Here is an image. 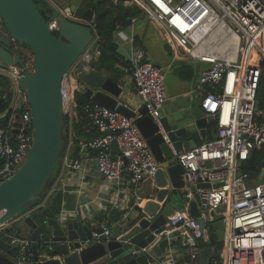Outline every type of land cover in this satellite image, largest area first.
<instances>
[{
  "label": "built area",
  "instance_id": "2783aa9c",
  "mask_svg": "<svg viewBox=\"0 0 264 264\" xmlns=\"http://www.w3.org/2000/svg\"><path fill=\"white\" fill-rule=\"evenodd\" d=\"M128 1L158 26L170 44L184 47L188 59L205 64L200 71V81L216 88L204 92L200 106L206 116L215 118L216 136L177 153V160L185 169V182L194 186L199 182L209 183L211 188L197 187L192 192L190 185H186L184 189L188 190L186 195L190 201H199V213L192 214L190 201H186L184 208L168 217L165 228L156 234L148 247L143 248L148 252L161 239L169 240L164 254L150 264H176L178 255L183 261L184 254L189 256L192 264H199L202 257L198 239L210 241L208 227L217 218L225 226L224 246L219 252L217 246L211 244L212 257L218 253L220 264H234L233 260L241 254L253 253L259 255L258 261L264 264V177L250 183L251 175L239 168L241 160L249 159L252 152L264 144V117L260 121L255 117L261 64L264 62V0ZM49 27L56 31L59 27L57 19L50 21ZM92 27L96 32L94 22ZM94 48L88 47L82 59L64 76L61 92L64 115L68 114V139L60 155L61 171L37 208L45 206L53 191H61L60 174L63 171L77 172L80 180L85 181L90 160L107 180L121 183L127 174V181L134 187L148 177L155 178L159 169L158 161L135 123L144 116L142 113L134 119L95 102L86 104L88 116L101 135L75 142V93L84 90L79 76L94 59ZM18 49L16 45L15 52ZM144 58L143 50L133 56L132 76L140 104L147 107V113L155 122L161 123L160 112L167 100L166 68L153 61H144ZM26 67L19 64L0 67V72L10 78L13 90L9 108L13 112L12 118L8 124L0 126V160L3 161L0 183L20 168L34 144L31 106L20 85ZM19 108L23 109L22 123L14 131V115ZM113 140L117 141L120 150L116 157L112 152ZM73 145L80 148L79 158L71 156ZM90 149L96 151V155H90ZM215 184L218 186L214 187ZM201 220L207 223V227H201ZM9 225L10 221L0 222V235L11 242L20 239L17 234L9 232ZM111 234V230L105 228L104 235L109 237ZM179 239L183 248L177 252ZM34 242L22 238L20 255L25 261H28L25 258L27 249ZM45 256L40 253L39 260Z\"/></svg>",
  "mask_w": 264,
  "mask_h": 264
},
{
  "label": "water",
  "instance_id": "95a60500",
  "mask_svg": "<svg viewBox=\"0 0 264 264\" xmlns=\"http://www.w3.org/2000/svg\"><path fill=\"white\" fill-rule=\"evenodd\" d=\"M44 1L50 8L45 16L35 0H0V67L14 64L26 67L21 49L15 52L16 45H26L34 53L33 68L26 67L20 79L31 106L34 144L20 168L0 183V222L19 217L22 233H15L20 239L13 242L0 236V264L155 262L169 247V240L161 239L148 252L143 248L152 243L156 234L165 228L168 217L174 213V208L167 205L173 190L182 192L184 203L190 201L186 195L188 190L184 189L190 183L183 178L185 169L178 162L177 153L201 145L207 138L206 127L215 122V118L206 116L201 107H195L190 112L173 110L166 113L162 109L161 123L155 122L147 113L145 105H132L125 98L129 87L135 93L138 89L132 73L128 71L127 75H123L115 65H100L101 55L108 53L109 49L118 50L125 58H129L130 54L116 40L109 42L108 47L105 42L98 40L92 27L97 1L72 0L69 15L63 14L47 0ZM54 19H57L59 27L53 32L49 22ZM132 23L133 20L129 19L128 25ZM55 32H58V36ZM90 46L95 47L94 59L82 69L79 76L85 95L95 103L134 119L139 113L144 114L135 123L159 163L155 175L158 187L155 198L145 203L140 215L121 234H111L109 237L104 235L103 226H89L77 219L53 217L47 209L37 208L55 164L66 146L62 82L65 74ZM116 59L120 61L118 57ZM111 146L116 157L120 153L117 141L113 140ZM261 176L264 177V160ZM197 187L211 188V184L199 182L197 186L190 185L192 192ZM162 202L166 205L162 206ZM198 203V199L190 201V211L194 215L199 213ZM200 223L202 228L207 227L204 220ZM211 226L215 231L210 236V242L220 252L224 246L225 226L221 220ZM22 238L38 241L43 247L41 253L46 254L45 258L25 261L20 255ZM176 244L182 251V240L179 239ZM209 254V248L201 250L200 264H209ZM183 260L186 264H192L188 255L184 254Z\"/></svg>",
  "mask_w": 264,
  "mask_h": 264
},
{
  "label": "crops",
  "instance_id": "0c3cea01",
  "mask_svg": "<svg viewBox=\"0 0 264 264\" xmlns=\"http://www.w3.org/2000/svg\"><path fill=\"white\" fill-rule=\"evenodd\" d=\"M47 1L63 14H68L67 12L69 11L61 7L64 0ZM42 2L44 3V10L49 12L50 8L48 4L44 0ZM153 24L149 20H133L132 24L119 28L116 31L113 40H116L122 48H125L129 52V58H125L118 50L109 49L107 54L114 59V65L117 70L123 75H127L128 71L132 73L133 56L139 50H143L145 52L144 61H153L166 68L165 87L167 100L162 109L166 113L172 112L173 110L190 112L193 108L201 106L202 95L209 90V84H202L200 81V71L205 64L192 62L188 59L185 56V48L167 42V39L161 30H159L158 26L155 24V27ZM106 47H108V43ZM82 55L79 58L80 60L82 59ZM121 62L125 63L122 64ZM125 98L132 105L140 104L137 92H133V89L130 87ZM214 125L215 122H212L206 127V140L216 136V128ZM60 175L63 203L58 218L77 219L89 226H103L109 228L111 233H113V229L116 227L124 229L137 218L145 203L150 199H154L158 190L155 178L150 177L146 178L137 187H134L127 181L129 177L127 174L121 183L109 181L101 175L93 160H90L88 163V174L85 181L80 180L77 172L63 171ZM260 176L261 173L259 176H252L250 183L259 181ZM180 194L182 195L181 191L173 190L168 199L167 205H171L174 208V213L185 207L184 203L183 206L179 205V197L182 198ZM160 204L162 206L166 205L163 202ZM114 212H121V218L116 219ZM104 214H107L108 217L112 216V220L109 221L107 219L104 222H100L99 217ZM217 220L219 219L217 218ZM11 229L14 233H22L19 217L10 221L8 230ZM204 240L208 239L204 238ZM176 248L177 252H180L178 245H176ZM181 258L182 256L178 255L176 264L185 262ZM258 258L259 255L257 254L245 253L233 260V263L261 264ZM163 264L171 263L167 262Z\"/></svg>",
  "mask_w": 264,
  "mask_h": 264
},
{
  "label": "trees",
  "instance_id": "16d2710c",
  "mask_svg": "<svg viewBox=\"0 0 264 264\" xmlns=\"http://www.w3.org/2000/svg\"><path fill=\"white\" fill-rule=\"evenodd\" d=\"M97 1V8L95 13V29L98 40L100 42H105L106 44L111 42L114 38L116 31L119 28L126 27L128 25V20H145V15L143 11L134 6L132 4H128L125 0H96ZM38 4V7L43 16L46 15V10L40 7L39 3L43 4L42 0H35ZM44 7V6H43ZM55 35L58 36V32H55ZM105 63H109L114 66V59L111 58L107 53L101 55L100 58V65ZM216 89L214 86L209 85V90ZM13 90H12V83L8 76L0 72V126L4 124H8L11 120L13 112L10 110V102L12 99ZM75 98L77 101L76 113L77 118L76 121L73 123V131H74V140L76 143L79 140H92L97 138L101 135L100 130L97 126H95L91 119L88 116V112L85 109L86 104H93L94 102L88 98L84 91L80 90L75 93ZM22 113L23 109L19 108L15 112L14 120H13V127L14 131H17L22 123ZM255 117L258 121L262 120L264 117V62L261 64V75L257 89L256 95V114ZM65 127L63 130V135L66 139H68L69 128H68V114H65ZM216 128V123H215ZM71 156L74 158H79L81 155L80 148L73 145L72 147ZM90 155H96V151L90 149ZM264 160V144L261 148L255 149L250 158L247 160H241L239 163V168L242 171L248 172L251 177L259 176L261 173V164ZM3 161L0 160V167L2 166ZM61 170V159L58 158L57 163L53 169L52 175L50 177L49 183L43 194L41 195L38 204L47 196L56 176L59 174ZM63 203V194L60 190L53 191L50 196L46 200L45 206L41 207V209H47L48 214L53 217H58L61 213ZM116 214V219L121 218V212H114ZM113 213V214H114ZM112 216H107V214L101 215L99 217L100 222H104L107 219L110 221L112 220ZM212 223L209 224L208 227V234L211 236L215 231V228L211 226ZM110 227V226H109ZM13 233V230H9ZM124 231L123 228L116 227L113 229L114 235H119ZM3 236V235H0ZM35 242L32 243L25 254V258L28 261H36L39 259V255L43 249L41 244L34 240ZM211 245L209 240H204L203 238L198 239V246L202 250L204 248H209ZM217 260L215 263L214 260ZM196 264V263H193ZM209 264H220V257L218 253H216L213 257L211 253L209 254Z\"/></svg>",
  "mask_w": 264,
  "mask_h": 264
},
{
  "label": "rangeland",
  "instance_id": "374dc122",
  "mask_svg": "<svg viewBox=\"0 0 264 264\" xmlns=\"http://www.w3.org/2000/svg\"><path fill=\"white\" fill-rule=\"evenodd\" d=\"M127 3H129V1L128 0H125ZM43 6V4L41 3V7ZM43 8V7H42ZM147 19L145 18V20L144 21H146ZM143 21V20H142ZM155 27H156V25L155 24H153ZM160 30V29H159ZM160 32V31H159ZM160 34H162L161 32H160ZM168 42V41H167ZM20 49H21V51L23 52L22 54L25 56V59H26V63H27V66L30 68V69H32L33 68V66H34V53H33V50L30 48V47H28V46H26V45H17ZM180 196H182L181 194H180ZM183 200H182V198H180L179 197V205H181V206H183Z\"/></svg>",
  "mask_w": 264,
  "mask_h": 264
},
{
  "label": "flooded vegetation",
  "instance_id": "af4514ba",
  "mask_svg": "<svg viewBox=\"0 0 264 264\" xmlns=\"http://www.w3.org/2000/svg\"><path fill=\"white\" fill-rule=\"evenodd\" d=\"M40 7H41V4L39 3ZM72 5V0H64L63 4H62V8L64 9H67L69 11V7ZM43 7V6H42ZM44 9V8H43ZM69 15V12H67ZM73 18V16H71Z\"/></svg>",
  "mask_w": 264,
  "mask_h": 264
}]
</instances>
